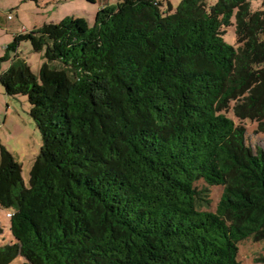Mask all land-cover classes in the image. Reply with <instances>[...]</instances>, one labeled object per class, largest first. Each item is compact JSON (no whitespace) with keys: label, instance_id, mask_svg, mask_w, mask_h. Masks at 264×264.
Wrapping results in <instances>:
<instances>
[{"label":"trees","instance_id":"trees-1","mask_svg":"<svg viewBox=\"0 0 264 264\" xmlns=\"http://www.w3.org/2000/svg\"><path fill=\"white\" fill-rule=\"evenodd\" d=\"M258 1L115 0L92 26L66 17L15 37L7 51L27 40L44 62L36 76L15 55L0 83L27 97L42 146L28 187L0 147L15 240L0 264H239L240 242L264 240V149L243 124L264 136Z\"/></svg>","mask_w":264,"mask_h":264},{"label":"rangeland","instance_id":"rangeland-1","mask_svg":"<svg viewBox=\"0 0 264 264\" xmlns=\"http://www.w3.org/2000/svg\"><path fill=\"white\" fill-rule=\"evenodd\" d=\"M115 0H96L89 3L86 0H0V76L9 68L15 55L22 59L31 72L38 76L39 69L44 62L42 52L33 51L27 40L18 42L15 50H6L13 43L15 37L41 28L44 24H57L66 17L83 18L89 25L94 24L98 10ZM177 5L180 0H168ZM214 4L216 0H208ZM253 10L261 8L258 0H249ZM166 1L164 2V8ZM10 17V18H9ZM224 39L228 44L235 45L234 28L225 29ZM7 56V59L5 57ZM30 105L27 97H8L0 83V147H5L21 167V176L28 187L29 173L39 155L42 138L34 120L30 117ZM234 120L232 110L226 113ZM246 128L247 144L264 149V136L256 132V123L243 121ZM211 191V210H213L222 194L223 187L216 185L209 187ZM8 210L0 209V246L15 242L9 230ZM237 261L239 264H264V240L255 241L247 238L238 244ZM22 257L16 258L11 264H22Z\"/></svg>","mask_w":264,"mask_h":264},{"label":"built area","instance_id":"built-area-1","mask_svg":"<svg viewBox=\"0 0 264 264\" xmlns=\"http://www.w3.org/2000/svg\"><path fill=\"white\" fill-rule=\"evenodd\" d=\"M10 18V17H9ZM11 216V214L10 213H7V217H10Z\"/></svg>","mask_w":264,"mask_h":264}]
</instances>
